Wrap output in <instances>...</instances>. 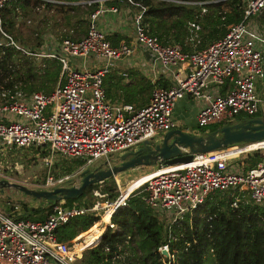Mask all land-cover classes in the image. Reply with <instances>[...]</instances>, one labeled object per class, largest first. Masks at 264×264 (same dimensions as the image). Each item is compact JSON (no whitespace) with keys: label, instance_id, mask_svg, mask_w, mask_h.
<instances>
[{"label":"built area","instance_id":"2783aa9c","mask_svg":"<svg viewBox=\"0 0 264 264\" xmlns=\"http://www.w3.org/2000/svg\"><path fill=\"white\" fill-rule=\"evenodd\" d=\"M9 1L0 0V46L12 45L33 57L56 58L61 73L49 92L26 93L16 85L0 87V150L34 145L48 148L49 156L57 152L84 160L80 169L109 166L119 159V153L137 148L146 139L157 140L174 128V104L186 95L201 101L195 115L198 127L221 125L239 114L264 117V96L257 86V81L264 79V30L258 22L264 0H246L239 21L230 24L224 35L192 51L148 32L142 22L143 8L131 18L133 42L124 38L113 43L97 18L107 11L118 14L119 7L101 4L89 12L86 32L79 39L59 34L48 50L39 47L41 50L37 51L20 44L3 27L1 10ZM94 1L103 2H81ZM190 24L195 29L190 39L197 40L199 25ZM136 46L148 54L153 74L156 66L161 68L168 85L154 86L149 100L142 105L111 102L103 87L104 74L118 60L131 56ZM183 62L187 64L183 66ZM228 149L196 152L187 162L160 164L155 171L145 174L147 178L138 182L112 211L138 192L147 205L167 219L170 227L186 212L189 216L195 214L197 206L211 193L233 188L237 194L232 206L241 198L264 206V155L245 169L235 168L229 166L227 158L253 148L243 146L234 154ZM93 161L97 163L89 165ZM62 179L52 180L48 175L46 183ZM92 192L98 199L106 195L100 187ZM98 199L91 206L53 202L43 219L25 217L18 203L7 211L0 208V264H75L79 251L86 246L81 232L71 239L60 240L55 228L87 211L101 215ZM113 201L106 205L109 207ZM104 225L115 227L110 219ZM100 234L89 243H96ZM168 235L171 236L170 232ZM158 249L161 252L165 249V256L174 258L168 243Z\"/></svg>","mask_w":264,"mask_h":264},{"label":"trees","instance_id":"16d2710c","mask_svg":"<svg viewBox=\"0 0 264 264\" xmlns=\"http://www.w3.org/2000/svg\"><path fill=\"white\" fill-rule=\"evenodd\" d=\"M62 1L50 3L45 0H10L1 10L2 25L11 34L28 36L16 25L18 22L13 17L16 7L22 9V14L28 15L36 13L31 6H49L64 18L68 28L63 31V35L79 39V34L86 31L84 21L99 2L88 4L80 0ZM73 1L79 2L72 3ZM103 1L106 5L126 3L135 6L137 10L143 8L142 22L148 32L182 44L185 51L191 49L188 42L190 22L195 21L201 25L197 43L201 46L224 35L230 24L243 17L246 6V0H132L135 4L128 0ZM108 37L113 43H117L121 36L115 34ZM40 43V40L36 42L37 45ZM128 72L127 80L117 70L104 75L102 83L108 99H121L142 105L150 97L154 86L168 85V81L161 78L152 81L137 68H128ZM60 73L61 64L56 58L41 56L36 59L15 46H0L2 88H14L16 85L26 93L36 90L49 92L60 79ZM221 125H212L206 129H215ZM235 144L248 145L247 142ZM229 146L231 145L226 147ZM261 149L262 147H256L247 151V158L244 159L247 167L262 157ZM42 152L48 154L49 149L44 148ZM76 163L81 165L84 162L77 160ZM72 168V165H64L66 172ZM143 175L139 177H144ZM104 181L108 182L101 188L102 191L106 192L109 201L115 200L120 191L117 190L113 176L102 180V183ZM97 185L98 182L88 185L75 198L85 197ZM236 194L235 188L216 190L197 206L195 214L189 216V212H186L178 223L169 227L167 219L147 205L142 194L135 192L127 198L125 205L116 207L110 214L102 213L101 218L97 212L87 211L73 216L58 225L55 234L58 239L67 240L82 232L81 237L85 235L90 242L98 238L103 229L101 222L106 217L114 223L115 227L105 226L96 243L82 249L75 264H264V206L245 198L239 199L237 205L232 206L231 202ZM72 199L74 198L54 202L91 206L95 201V198L89 200L85 197L81 203H73ZM52 203H47L45 207L29 208L26 202H21V209L27 218L43 219ZM12 208L13 204L10 205V209ZM165 243H168L169 253L174 254V258L165 256L158 249Z\"/></svg>","mask_w":264,"mask_h":264},{"label":"rangeland","instance_id":"374dc122","mask_svg":"<svg viewBox=\"0 0 264 264\" xmlns=\"http://www.w3.org/2000/svg\"><path fill=\"white\" fill-rule=\"evenodd\" d=\"M133 8H135V6ZM134 10L138 12L137 8H135ZM35 12L36 13L27 15V14H22V10H21L20 12H18L17 22L19 24V28L23 30V32L26 31L27 33H28L27 28L33 27L35 25V23H33V20L35 21L40 20L41 23L48 22V25H45L46 26L45 30H43L41 35L38 33L37 34L31 33L30 36L32 39L30 41L19 39L15 35H14V38L16 39V41L20 42V44L22 43L26 46L32 47L34 49H37V51H39L41 49H39V47L37 46L36 44L37 41L41 40V43L43 41L45 42L47 39L52 41L54 39V36H53L54 34L57 37L61 32L63 34V31H65L66 28L68 27L64 23V18L61 17L58 11L52 13L53 15L55 14L54 16H52V14H49V13L43 15L44 13L42 14V11L39 9H35ZM82 16H85V15H82ZM27 19H31V21ZM126 21H127L126 24L128 25V27L131 26V19L127 18ZM87 22H88V16H87V19L84 21L85 29H87ZM83 33L84 32H81L80 35H82ZM35 36H38V38H35ZM51 43H53V41ZM48 45L45 48L46 50H48ZM35 58L37 59L38 57H35ZM259 85L260 84L258 80L257 86ZM193 100H195L196 105L199 107L200 105H198V103H201L199 98H195ZM243 117H248V115L239 114L236 118H234L230 122L237 121ZM191 119L192 117H189L188 121H190ZM176 125L183 126V127L185 126L184 122L181 119L177 121ZM194 125L195 127L197 126V124H194ZM212 125H217V124H209V125H204L202 127L197 126V130H199L200 132H206L208 127H211ZM245 145L246 144H235V145L229 146V148L230 149L234 147L240 148ZM43 149L44 147H37L34 145H30L27 147H18V148L0 150V178H6L10 181L19 182V183L27 185L28 187H33V188L49 189L57 185H69L71 182H74L75 184H79L80 177L82 176L81 169H80V166L82 164L78 165L76 161L79 160L80 162L82 161L84 162V160L71 157V156H67V155H62L57 152H52L49 156L47 153L42 152ZM121 153H119V155ZM260 153L262 154L261 156L264 155V147H262V149L260 150ZM246 154H247V151H243L240 153H236L232 155L231 157L227 158V162L230 164L229 166L233 165L235 168H237L238 166L245 163L244 159L247 158ZM101 159L102 158H98L96 160H101ZM94 163H97V162L93 161L89 165H93ZM64 165H72L73 168L70 171L66 172L64 171ZM160 166L161 165L158 163L156 165H146L145 167H142V168L137 167V168H134L133 170L129 168V169L116 173L115 176H113V178H114L117 190L120 191L121 189H123L124 186L125 187L128 186V188L132 189L134 186H130L128 184L129 182H131L132 180L141 182L144 179L143 177L141 178L139 176L146 174L148 172L150 173V171L152 170L155 171V169H157ZM48 175L52 176V180L59 178V177L61 178L63 177V179L61 181L55 180L54 183H46V177ZM66 175L68 176L67 178L64 177ZM107 182L106 181H104V183L98 182L97 187L103 188ZM94 188H92V190ZM92 190H91V193H87L85 197L88 198L89 200H92V199L94 200V198L95 200L98 199L96 195L93 194ZM85 197H80V198L73 197L74 199H72V202L81 203ZM98 200L100 201V206H101V208L99 209V213L104 214L106 212L105 210L108 208L106 204L109 202V198L107 199L106 195H104V196L99 197ZM58 201L60 202L66 201V198H62ZM21 202H26L29 208L38 207V206L45 207L48 203L43 198H33L31 195H26L20 190L12 186L4 187L3 191L0 192V208L6 211L9 210L10 205L14 203H18V204L20 203L19 205L21 209L22 208ZM101 228H103L102 229L103 231L105 228V225L103 226L101 225ZM81 240L83 241L84 246L94 244V243L90 244L89 241L86 240L85 235L81 238ZM81 240L77 241V243L79 244ZM81 252L82 250L79 251V254H78L79 256L81 255Z\"/></svg>","mask_w":264,"mask_h":264},{"label":"water","instance_id":"95a60500","mask_svg":"<svg viewBox=\"0 0 264 264\" xmlns=\"http://www.w3.org/2000/svg\"><path fill=\"white\" fill-rule=\"evenodd\" d=\"M264 140V117L261 115L243 117L234 122L223 123L220 127L206 132H189L178 127L163 133L160 140L146 139L135 149L119 155V160L109 166L95 165L81 169L79 184L57 185L52 188H33L25 184L0 178V192L12 186L33 198H43L46 202L62 198H73L96 182L116 173L135 167L156 164H177L191 160L196 152H209L239 142L255 143ZM167 255L165 249L162 250Z\"/></svg>","mask_w":264,"mask_h":264},{"label":"crops","instance_id":"0c3cea01","mask_svg":"<svg viewBox=\"0 0 264 264\" xmlns=\"http://www.w3.org/2000/svg\"><path fill=\"white\" fill-rule=\"evenodd\" d=\"M80 1H83V0H80ZM48 2H50V3L52 2L53 3L54 1H48ZM77 2L78 1H73L72 3H77ZM64 3H71V2L66 1ZM99 4L104 5V6H108V5H106L104 3V1L103 2H99ZM112 5H117L119 7V13L115 14V13H111V12H108V11L100 13L98 15V18H97L98 25L101 28L105 29L108 32V35H110V36H115V34H119L121 36L120 39L126 38L127 40L133 42V40H134L133 31H132L133 28H132V25L128 27V25L126 24L127 23L126 19L127 18L131 19L136 14V10H134L135 8H133V6L131 7L130 4H126V3L112 4ZM124 6L125 7L127 6V7L125 8ZM31 8L33 10H35V9L41 10L42 14L44 13L43 15H45L47 13L52 14V13L56 12L53 7L43 6V5H36L35 7L31 6ZM21 10L22 9L19 8V7H16V9L14 10L13 17L16 20H17L18 12H20ZM263 14H264V10L259 15L258 22H259L260 26L262 27V29L264 30ZM54 15L52 14V16H54ZM27 20L31 21V19H27ZM192 22H195V21H192ZM33 23H35V25L33 27H28L27 28L29 34L26 31H24V32H26V34L28 36H24L25 34L23 36H21V35H18L16 33H14L12 35L13 36L14 35L17 36L19 39L30 41L32 39L31 36H30L31 33L37 34L39 32L40 35H41L43 30H45V27H46L45 25H48V22L41 23L40 20L39 21L33 20ZM195 23H197L199 25V29H197V31H196L197 32V40H191L190 39V37L195 32V29H194V27L191 24H190V27H189L190 28V33H189V37H188V42L191 45L190 51H192L193 49H199V48H201L203 46H206L209 42L212 41V40L208 41V42L204 43L203 45L198 46L197 43L199 42V39H200L201 25L198 22H195ZM16 25L19 26L18 23H16ZM16 30H17V28L14 29L15 32H16ZM85 32L82 35H84ZM60 34H62V32ZM82 35H80V37ZM53 36H54V39H55V34ZM52 41L54 42V40H52ZM52 41L47 39L45 42L43 41L42 43H40V45H37V46L46 48L47 45L51 44ZM40 42H41V40H40ZM22 45L27 47V48L29 47V46H26L24 44H22ZM29 48H32V47H29ZM182 48H183V46H182ZM187 51H189V50H187ZM186 64H187L186 62H183V66H185ZM131 67L139 69L142 73H144L146 76H148L152 81H155V80H157L159 78H161V80H166V79H164L162 77L163 74L160 73L161 68L158 67V66H156V70H157L156 73L153 74V70H151V63H150V59L148 58V54L139 46L135 47L134 53L131 56L118 60L115 63V65L110 68L109 71L117 70V72L121 73L125 77V80H127L129 78L128 68H131ZM123 72H126V74H123ZM259 84H260L258 86L259 90H261V92L263 93V96H264V79L260 80ZM193 99L194 98L186 95V96L176 100V102L174 104V107H173L174 119L176 121V124H177V121H179L181 119L184 122L185 126L183 127V126H177L176 125L175 127H178V128H180L182 130H186V131H189V132L200 133V131L197 130V126L195 127V125H194V124H196L195 115H196V112L198 110V106L196 105L195 100H193ZM108 100L111 101V102H116V103L117 102H125V101H123L121 99H114V100L108 99ZM148 100H149V98H148ZM133 104L137 105L135 103H133ZM198 105H201V103H198ZM189 117H192V119L190 121H188ZM157 138H158L157 140H160L161 136H158ZM145 166H135V167H132L131 170H133L134 168H137V167L142 168V167H145ZM239 167H242L243 169H245V168H247V163H243ZM145 178H147V177L144 176L143 179H145ZM129 190H131V189H129Z\"/></svg>","mask_w":264,"mask_h":264},{"label":"bare ground","instance_id":"6f19581e","mask_svg":"<svg viewBox=\"0 0 264 264\" xmlns=\"http://www.w3.org/2000/svg\"><path fill=\"white\" fill-rule=\"evenodd\" d=\"M245 147L246 148H256V147H264V140H262V141H260V142H255V143H249L248 145H245ZM239 147H234V148H232V149H228V151H230V153L232 152L233 154L234 153H236V151H238L237 149H238ZM158 172H160V171H158ZM138 182L137 181H135V180H132L131 182H129L128 184L130 185V186H135L136 184H137ZM130 188H128V186H124L123 187V189H122V192L121 193H119V195L117 196V202L116 203H114L115 202V200L113 201V203H111L110 205H109V207L105 210L106 212H105V215H107V213H111L112 212V210L115 208V205L116 204H121L122 203V199L127 195V193L130 191L129 190ZM108 214V215H109ZM102 216V215H101ZM109 220V217H106L104 220H103V222H101V225H104L105 224V222H107Z\"/></svg>","mask_w":264,"mask_h":264}]
</instances>
